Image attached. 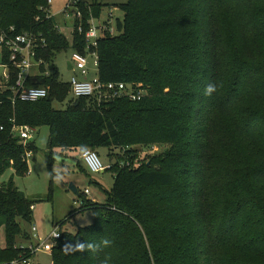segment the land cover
Returning a JSON list of instances; mask_svg holds the SVG:
<instances>
[{"label":"trees","instance_id":"1","mask_svg":"<svg viewBox=\"0 0 264 264\" xmlns=\"http://www.w3.org/2000/svg\"><path fill=\"white\" fill-rule=\"evenodd\" d=\"M48 1L0 0V34L44 35L38 59L41 73L50 72L28 82L49 90L39 102L14 103L10 89L0 90V182L11 168L25 175L27 151L37 153L32 141L26 149L14 137L15 126H48L50 150L108 149L116 159L105 203L78 191L82 204L71 217L91 211L93 224L62 231L53 264H264V0L120 5L123 20L113 35L103 32L96 49L98 77L146 95L105 102L76 99L54 65L64 50L87 57L85 34L105 5L80 0L82 20L75 19L70 42L42 10ZM70 95L65 110L54 107ZM154 145L160 149L149 161L121 167ZM127 148L134 151L124 156ZM33 203L14 180L0 183V264L31 257L16 240L23 234L17 219L31 223ZM81 243L85 250H76Z\"/></svg>","mask_w":264,"mask_h":264},{"label":"rangeland","instance_id":"2","mask_svg":"<svg viewBox=\"0 0 264 264\" xmlns=\"http://www.w3.org/2000/svg\"><path fill=\"white\" fill-rule=\"evenodd\" d=\"M70 0H53L51 11L55 17L56 23L61 32L72 42L73 32L75 30V19L66 18L63 10ZM88 3L105 5L102 18L96 20L98 26L103 25L105 21L111 20L112 28L116 29L118 20H123L124 14L120 5H124L128 0H84ZM112 16V17H111ZM73 49L64 50L55 54L54 65L59 73L60 81L64 84H71L74 77L80 80L85 79L80 71L68 68V63L72 61ZM88 59V80H93L98 76V68L95 66V57L92 52H87ZM33 73H38L37 67H33ZM3 69L0 68V75ZM73 96H69L64 103H56L54 107L58 110H65ZM50 128L43 126L38 128L32 142L37 148V153L29 160L28 172L25 175H18L14 169L6 170L1 176V184L14 180L16 187L23 192L27 198L34 203L33 220L27 222L18 218L23 234L16 240L17 246L28 247L32 243L37 245L41 240L46 239L57 226L61 225L63 232L77 233L81 227H87L93 224V214L86 211L74 218L72 213L80 208L82 199L71 190L74 185L78 191L85 193L89 190L91 195L89 200L98 203H105L107 200V191H111L115 185L114 173L110 168L116 159L109 157L108 149L99 150L100 158L106 167L105 172L101 174H92L82 159L79 150L62 151L61 149L50 150L49 148ZM154 147L160 149L159 145ZM151 147L138 148L136 157L141 160H149L152 155L145 156V150ZM116 152V151H115ZM137 160V159H136ZM71 217V221L67 219ZM66 222V223H65ZM33 227L38 228L39 237L33 233ZM1 242L7 245L5 228L1 231ZM52 254L46 250H40L31 260L32 264H52Z\"/></svg>","mask_w":264,"mask_h":264},{"label":"built area","instance_id":"3","mask_svg":"<svg viewBox=\"0 0 264 264\" xmlns=\"http://www.w3.org/2000/svg\"><path fill=\"white\" fill-rule=\"evenodd\" d=\"M80 0H70L63 14L66 15L67 19L74 18L77 20H82V13L79 10ZM53 5V0L48 1V7L42 8V10H47L48 18H54L51 11ZM112 17V16H111ZM58 30L60 28L58 27ZM79 33H84L83 26H79ZM103 32H109L114 34L115 31L112 28L111 22L109 24H103L101 26L96 25L95 21L91 22V28L86 32V40L88 44V49L92 51V55L95 57V66L98 68L99 60L96 54V49L99 45V40ZM47 47V41L42 34H37L34 32L16 34L15 29L11 28L9 32H2L0 34V68L3 72L0 75V90L10 89L13 92V102L16 101L25 103H36L49 96V90L47 88L40 87H30L28 82L31 78L39 75H50V72L45 74L41 73V65L43 60L38 59L39 50H44ZM73 70H78L85 78L80 80L78 77H74L71 82L72 94L76 99L82 98H98L99 102L110 101L113 99L129 98L132 101L141 100L146 93L142 90H135L132 85L124 83H102L97 76L93 80H88V59L86 56L74 52L72 56ZM37 67L38 73L34 74L32 69ZM3 130V128H2ZM36 129L31 126H15L13 129V134L15 138H19L20 142L26 147L34 139ZM142 152L147 155H153L158 152L159 149L156 147H151L150 150L144 149ZM128 151H134V148H127L122 150L124 156L127 155ZM33 153L27 151L26 159L29 161L33 158ZM82 159L85 161L87 167L92 174H101L105 172L106 167L104 166L100 155L98 152L88 149L82 153ZM139 161H149L137 159L131 162L129 157H126L121 162V167L132 168L139 165ZM111 169V168H110ZM87 197L91 195L89 190L84 193ZM82 202L80 201V206ZM34 209V208H33ZM33 233L36 237H39L38 228L33 227ZM62 237L61 226H57L54 231L44 240L40 239V242L35 245L31 244L25 247L28 252H30L31 257L25 259L20 258L15 260V264H32L31 260L40 251L46 250L52 254L55 245L58 240ZM13 264V262L11 263ZM53 264V263H52Z\"/></svg>","mask_w":264,"mask_h":264},{"label":"clouds","instance_id":"4","mask_svg":"<svg viewBox=\"0 0 264 264\" xmlns=\"http://www.w3.org/2000/svg\"><path fill=\"white\" fill-rule=\"evenodd\" d=\"M214 90H215L214 87L210 86L208 89H206V94H210ZM102 243H103L104 246H108L111 243V241L105 239V240H103ZM85 247H86L85 244L81 243V244L77 245V249L76 250L84 251ZM87 249H91V250L95 251L96 250V246H94L93 244H88L87 245ZM13 264H15V262H13ZM105 264H106V262H105Z\"/></svg>","mask_w":264,"mask_h":264},{"label":"water","instance_id":"5","mask_svg":"<svg viewBox=\"0 0 264 264\" xmlns=\"http://www.w3.org/2000/svg\"><path fill=\"white\" fill-rule=\"evenodd\" d=\"M68 68H69L70 71L73 70V65H72L71 62L68 63ZM71 190H72L75 194L78 195V189H77L74 185H71Z\"/></svg>","mask_w":264,"mask_h":264},{"label":"crops","instance_id":"6","mask_svg":"<svg viewBox=\"0 0 264 264\" xmlns=\"http://www.w3.org/2000/svg\"><path fill=\"white\" fill-rule=\"evenodd\" d=\"M82 156V155H81ZM34 244V243H33ZM4 246V244H2ZM5 247V246H4Z\"/></svg>","mask_w":264,"mask_h":264}]
</instances>
